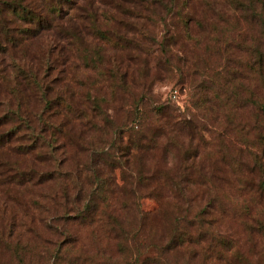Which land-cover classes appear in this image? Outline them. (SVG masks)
Returning a JSON list of instances; mask_svg holds the SVG:
<instances>
[{"label": "trees", "instance_id": "16d2710c", "mask_svg": "<svg viewBox=\"0 0 264 264\" xmlns=\"http://www.w3.org/2000/svg\"><path fill=\"white\" fill-rule=\"evenodd\" d=\"M225 1L234 9L241 3ZM172 4L0 0V264L8 259L10 264H260L261 255L264 259V103L246 105L250 116L240 124L249 134L224 142L243 168L237 165L243 170L241 191L249 188L258 206L257 215L246 199L237 207L243 210V229L261 236L255 260L218 226L233 218L236 208L230 193L234 162L218 159L206 170L201 146L191 138L194 125L184 132L163 110L165 121L143 135L125 131L137 118L135 110L121 122L99 104L111 100L115 90L132 92L134 69L144 65L147 73L150 46L157 44L162 54L185 38L197 46L194 25L207 22L196 15L198 0H189L165 23ZM217 11L221 17L227 13L221 6ZM159 22L166 25L160 44L150 38ZM87 50L98 62L94 83L107 88L98 91L101 97L90 88L79 95L72 91L74 59L85 68ZM154 58L156 76L174 62L165 55ZM175 63L185 65L178 58ZM210 89L204 102L211 101ZM216 94L221 96L219 89ZM249 94L251 100L259 97ZM174 129L175 141L168 136ZM161 137L167 138L163 144ZM174 143L179 146L169 162L165 154ZM158 145H163L159 158L151 152ZM145 198L157 207L145 210ZM172 213L175 225L166 231Z\"/></svg>", "mask_w": 264, "mask_h": 264}, {"label": "rangeland", "instance_id": "374dc122", "mask_svg": "<svg viewBox=\"0 0 264 264\" xmlns=\"http://www.w3.org/2000/svg\"><path fill=\"white\" fill-rule=\"evenodd\" d=\"M188 1L172 0L170 14L168 13L163 22L166 23L167 19L178 10H185ZM198 2L200 6L194 9L196 15L206 18L207 22L194 25L192 36L197 39V46L193 47L195 40L190 38H185L181 46H174L164 54L156 51L157 44L156 48L150 46L148 54L144 57L150 61L147 73L143 75L144 65L134 69L137 79L132 82V92L115 90L111 100L107 102L99 99V104L113 118L117 119L119 116L121 122L127 118L128 112L135 110L137 118L133 122H128L125 131L140 130L143 135H149L160 121H165L166 116L162 114L163 110V113L164 111L168 113L171 125L175 124L179 128H184V132L189 129L190 123L194 125L191 138L195 144L201 146L200 152L206 158L204 165L206 170L217 165L218 162L215 160L218 159L224 158L228 162H234V171H236L230 177V193L234 202L232 205L236 208L232 214L233 218L222 220L218 226L221 225L222 231L236 242L244 254L255 260V256L252 255L255 249L261 246V236L256 231L243 229V224L240 223L243 210L237 207L242 206L243 199H246L251 209L248 206L246 208L250 209L251 214L257 215L258 206L249 188L241 191L240 184L245 185L239 180L243 168L237 161L232 147H226L224 142L228 144L225 140H234L241 135L249 134L247 128L241 127L240 124L247 121L250 116L246 105L249 107L253 101L264 103V0H241L237 6L238 9L231 7L225 0H198ZM220 6L227 10L224 17H221L217 11ZM188 7L190 8V4ZM211 15L215 16L213 20H210ZM211 21L215 26H211ZM151 30L150 38H156L157 43L160 44L166 33V25L159 22ZM88 39L90 41L91 36ZM75 52L78 54L76 46ZM158 55L171 57L174 62L167 65L169 69L167 73L156 76L157 69L153 60ZM258 57L259 62L255 64ZM177 58L181 59L182 63L185 62V65L181 64L182 67L178 68L175 63ZM74 60L75 65L71 71L73 75H77V80L72 84L74 87L72 91L79 95L89 91L90 88L93 95L98 94L100 97L98 91L107 92L103 82L95 84L92 79L91 73L97 72L94 67L98 65V62L94 56L89 55L88 50L84 55L85 68L81 66L78 57ZM195 61L198 63V68L194 64ZM84 69L87 70L86 73ZM209 87H211L210 92L212 91L213 98L210 94L211 101L204 102L205 92ZM218 89L221 96L216 94ZM143 91L148 92V95L142 97ZM249 91H255L259 97L255 96L254 98L257 99L251 100L252 95ZM211 107H214L213 111ZM114 108L119 109L117 114ZM214 112H217L220 117L218 122L215 121ZM177 133L178 131L174 129L168 132V136L175 141L179 136ZM183 138L185 141L189 140L190 134L184 133ZM123 139L127 142L129 134L127 133ZM166 141L167 138H160L162 144ZM162 146L158 145V148L151 151L157 158L162 154ZM178 146L174 143L170 147L171 150H167L165 155L169 156V162L177 152ZM158 162L161 161L158 160ZM237 165L242 169H238ZM141 205L145 210H153L157 207L156 201L151 198L143 199ZM0 213H2L1 206ZM174 218L173 213L166 218L164 225L166 231H170L173 224L175 225ZM1 258L6 259L7 256L3 254ZM5 264H10L9 259L5 261ZM260 264H264L263 255L260 256Z\"/></svg>", "mask_w": 264, "mask_h": 264}]
</instances>
